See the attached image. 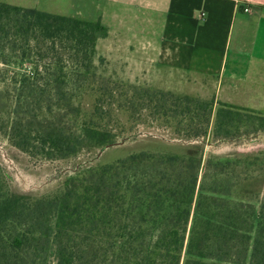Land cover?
<instances>
[{
    "label": "trees",
    "instance_id": "trees-1",
    "mask_svg": "<svg viewBox=\"0 0 264 264\" xmlns=\"http://www.w3.org/2000/svg\"><path fill=\"white\" fill-rule=\"evenodd\" d=\"M107 33L99 19L0 1V62L33 68L0 70L12 100L0 129L45 159L99 149L140 124L179 142L86 165L36 199L11 192L0 170V264H264V201L257 211L234 200L233 159L190 143L262 132L264 111L106 78L93 62ZM71 80L92 96L88 107L73 104Z\"/></svg>",
    "mask_w": 264,
    "mask_h": 264
},
{
    "label": "rangeland",
    "instance_id": "rangeland-1",
    "mask_svg": "<svg viewBox=\"0 0 264 264\" xmlns=\"http://www.w3.org/2000/svg\"><path fill=\"white\" fill-rule=\"evenodd\" d=\"M1 1L10 2L13 0ZM141 1L106 0L109 11L120 13L121 16H124V14L129 15L131 18L130 26L134 28L136 33L143 29L152 30V9L150 6L145 7ZM126 5L130 6L125 7ZM135 5L138 6L135 7ZM166 12L169 14L166 15ZM175 12L172 9H161V12L156 15V19L160 21V23H157V30L160 34H163L164 28L166 31L167 39L164 44L162 43L163 53L167 61L168 58L172 57L180 65L188 63V66H190L188 76H196L195 81L191 77L192 80L190 82L184 83L187 88H180L179 90L187 91L191 95L195 94V96L198 95L203 98H212L214 97L210 95L212 90L204 91L197 86L200 82V77H205L203 75L206 74L215 75L212 72L221 67L222 57L226 52V36L230 17L223 21L213 38L214 45L209 49L203 39L204 36H207L206 17L199 20L197 28H194L186 17L177 16ZM102 20L103 23H107L108 19L103 17ZM167 20L169 21L168 23H166ZM171 20H178L182 23L181 27L172 25L170 23ZM111 22L110 25L104 23L111 28L110 33L108 32L104 38L97 41L93 70L114 81L153 87L152 85L155 83H153L150 56L141 54V50L144 49L141 40L136 39L135 33H131L130 38V35L121 29L120 20L116 19V23H114V20ZM182 26L185 28L182 29ZM193 29H196L198 34H200V40L195 43L192 39L191 43H185L183 37L186 34L189 35L187 30ZM169 33L173 35L169 36ZM189 51L192 55L190 57L186 55ZM9 59L8 64L0 62V70L6 71V74H3L5 78H12L13 74H33L32 64L27 60L21 61L14 56ZM168 66V63H166L164 70L160 73V78L163 81L166 80L165 78H168L167 81L169 80L168 73L165 70ZM173 78L170 79L169 83L175 87ZM6 87V81L0 80V91L3 95H6V99L0 102L1 114H3L0 119V126L5 123L8 110L10 109L9 105L12 102L6 92L8 91ZM69 87L73 94V104L88 107L92 101V96L85 94L75 80H71ZM8 89L10 91V87ZM46 115L50 116L49 114ZM122 119L126 120V115H122ZM170 138V130L167 128L154 124H140L136 126L133 132L127 133L126 136L120 137L115 142L99 149L88 150L84 148L67 158L45 159L33 157L15 147L10 142L7 132L3 128L0 129V170L11 192L26 199L42 198L60 193L63 189L64 179L86 165L99 161H110L140 148L169 146L168 143L175 145L176 143L173 141L179 142L177 139ZM190 143L202 144L205 157L232 158L234 164H236H233L235 167L233 180H231L233 184H230V196L236 201L251 202L256 210H259L261 202L264 201V131L230 140H213L212 136L208 135ZM175 147L179 148L180 146Z\"/></svg>",
    "mask_w": 264,
    "mask_h": 264
},
{
    "label": "crops",
    "instance_id": "crops-1",
    "mask_svg": "<svg viewBox=\"0 0 264 264\" xmlns=\"http://www.w3.org/2000/svg\"><path fill=\"white\" fill-rule=\"evenodd\" d=\"M141 2L145 7L150 6L152 9V30L143 29L137 33L130 26L129 15L121 16L120 13L109 11L106 0H13L8 3L92 21L99 19L102 22V18L107 17L109 25L112 20L114 23L116 19L120 20L121 29L129 34L130 38L131 33H135L136 39L141 40L144 48L141 54L150 56L153 83H155L152 86L190 95V92L179 89L187 88L184 83L192 79L195 81L196 76H191L192 79L188 76V70L190 71L188 63L180 65L172 57L167 61L162 45L167 39L166 31L164 28L163 34H160L157 30V23L160 21L156 19V15L161 12V9L175 10L177 16L186 17L194 28H197L199 20L206 17L207 36L203 39L209 49L213 47V38L223 21L230 17L226 36V52L222 57L221 67L212 72L215 75L206 74L203 75L205 77H200L197 87L204 91L212 90L210 95L214 96L212 98L217 102L264 111V0H142ZM127 6L130 5L125 7ZM168 14L166 12V15ZM168 22L167 20L166 23ZM170 23L178 27L182 24L178 20H171ZM107 28L110 33L111 28ZM184 28L182 26V29ZM187 31L189 35L186 34L183 37L185 43H191L192 39L195 43L200 40V34L196 29ZM170 35L173 34L169 33ZM186 55L192 56L190 51ZM166 63L169 65L165 69L169 80L165 78L166 80L163 81L160 73L164 70ZM172 77H174L175 87L169 83Z\"/></svg>",
    "mask_w": 264,
    "mask_h": 264
},
{
    "label": "built area",
    "instance_id": "built-area-1",
    "mask_svg": "<svg viewBox=\"0 0 264 264\" xmlns=\"http://www.w3.org/2000/svg\"><path fill=\"white\" fill-rule=\"evenodd\" d=\"M245 10H248V8H245Z\"/></svg>",
    "mask_w": 264,
    "mask_h": 264
}]
</instances>
